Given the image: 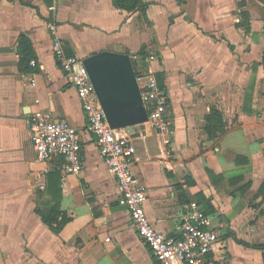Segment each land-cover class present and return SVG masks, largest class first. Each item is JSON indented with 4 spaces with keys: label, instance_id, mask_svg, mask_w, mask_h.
Instances as JSON below:
<instances>
[{
    "label": "crops",
    "instance_id": "crops-1",
    "mask_svg": "<svg viewBox=\"0 0 264 264\" xmlns=\"http://www.w3.org/2000/svg\"><path fill=\"white\" fill-rule=\"evenodd\" d=\"M143 2L145 14L119 10L113 0H0V264H159L85 129L76 91L54 55L56 40L82 59L128 52L140 57L138 76L162 79L168 134L148 124L127 130L153 228L176 236L197 202L219 235L209 264H264V250L254 248L264 247V19L254 14L264 6ZM246 12L249 32L239 26ZM23 35L35 53L26 74L18 69ZM212 109L225 124L215 139L204 133ZM39 111L76 128L79 174H63L61 158L37 160L29 125ZM54 205L69 219L58 234L36 214Z\"/></svg>",
    "mask_w": 264,
    "mask_h": 264
},
{
    "label": "built area",
    "instance_id": "built-area-1",
    "mask_svg": "<svg viewBox=\"0 0 264 264\" xmlns=\"http://www.w3.org/2000/svg\"><path fill=\"white\" fill-rule=\"evenodd\" d=\"M51 31L54 28L51 27ZM54 55L75 89L86 117V131L95 139L100 155L108 164L120 191V204L129 214L140 238L149 246L159 264H209L218 243V233L209 227L210 218L197 203L188 205V214L176 236L156 231L145 214L146 193L133 175L135 149L127 129H112L100 106L94 87L83 65V59L68 56L63 44L56 40ZM135 72L140 57L130 56ZM154 60L153 57L149 58ZM137 84L150 128L165 136L169 132L167 95L155 78L137 77ZM30 140L40 162L61 158L60 171L77 175L83 166L82 146L75 127L66 121L53 120L41 111L34 114L29 125ZM168 140H165L167 143Z\"/></svg>",
    "mask_w": 264,
    "mask_h": 264
},
{
    "label": "water",
    "instance_id": "water-1",
    "mask_svg": "<svg viewBox=\"0 0 264 264\" xmlns=\"http://www.w3.org/2000/svg\"><path fill=\"white\" fill-rule=\"evenodd\" d=\"M106 120L112 129H133L148 122L137 75L126 53L102 51L83 58Z\"/></svg>",
    "mask_w": 264,
    "mask_h": 264
},
{
    "label": "trees",
    "instance_id": "trees-1",
    "mask_svg": "<svg viewBox=\"0 0 264 264\" xmlns=\"http://www.w3.org/2000/svg\"><path fill=\"white\" fill-rule=\"evenodd\" d=\"M264 6V0H257ZM113 6L119 10H123L129 13L140 11L143 14H145L146 9L148 8V5L143 2V0H113ZM242 6V3L240 4V7ZM242 22L239 25L242 27L245 31L249 32V14L242 13L241 14ZM64 50L65 53L68 56H72L70 48L64 44ZM126 54L130 55L128 52H125ZM17 54L19 57L18 60V69L20 73L26 74L31 72L33 69L30 67V61L35 58V53L32 47V44L30 40L27 38V36L23 35L20 36L18 39V46H17ZM142 56L145 55V53L142 51ZM261 64L264 66V52L261 57ZM136 75L138 76V73L136 72ZM160 87L164 88L163 81L161 78L156 79ZM206 124L204 126V133L209 139H215L218 134H223L225 132V124L223 122L222 114L217 109H212L210 111V114L206 117ZM240 158L236 159V163H240ZM243 163H246V159L241 158ZM211 176V173L208 172ZM55 174V173H54ZM54 174H51L54 175ZM51 178V177H50ZM205 214H208V210H204ZM36 214L39 215V217L42 220V223H44L50 231H52L54 234H58L62 228L69 222V219L65 216L63 212L59 210L58 205H54L48 210L41 211L36 210ZM239 244L244 245L245 247H249L246 244H243L242 242L237 241ZM255 249L264 250V247H254ZM209 259H211L209 257ZM211 263V262H210ZM213 264H219L216 262H213Z\"/></svg>",
    "mask_w": 264,
    "mask_h": 264
},
{
    "label": "rangeland",
    "instance_id": "rangeland-1",
    "mask_svg": "<svg viewBox=\"0 0 264 264\" xmlns=\"http://www.w3.org/2000/svg\"><path fill=\"white\" fill-rule=\"evenodd\" d=\"M255 12V10H253ZM255 15H257L258 17H263L262 19H264V12L259 14L257 11L256 13H254Z\"/></svg>",
    "mask_w": 264,
    "mask_h": 264
}]
</instances>
